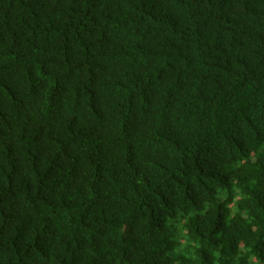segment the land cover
<instances>
[{
  "label": "trees",
  "instance_id": "1",
  "mask_svg": "<svg viewBox=\"0 0 264 264\" xmlns=\"http://www.w3.org/2000/svg\"><path fill=\"white\" fill-rule=\"evenodd\" d=\"M0 264H264V0H0Z\"/></svg>",
  "mask_w": 264,
  "mask_h": 264
}]
</instances>
